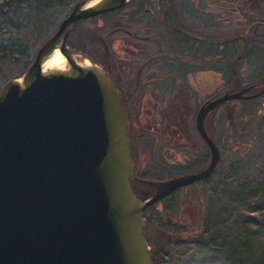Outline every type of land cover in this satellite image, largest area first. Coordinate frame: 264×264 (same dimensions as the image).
<instances>
[{"label":"water","instance_id":"obj_1","mask_svg":"<svg viewBox=\"0 0 264 264\" xmlns=\"http://www.w3.org/2000/svg\"><path fill=\"white\" fill-rule=\"evenodd\" d=\"M131 0H79L25 72L0 91V264H172L174 239L153 250L144 211L179 187L211 176L220 149L205 130L217 107L250 99L255 85L207 100L197 128L212 151L207 168L155 181L141 199L134 174L131 114L122 88L95 60L68 45L81 20ZM63 67H47L56 50ZM155 256H159L156 259Z\"/></svg>","mask_w":264,"mask_h":264},{"label":"flooded vegetation","instance_id":"obj_2","mask_svg":"<svg viewBox=\"0 0 264 264\" xmlns=\"http://www.w3.org/2000/svg\"><path fill=\"white\" fill-rule=\"evenodd\" d=\"M103 15L111 20L108 31L98 35L103 52L88 56L110 74L127 99L133 190L136 193L137 188L144 187L155 191V187L137 181L141 177L162 181L204 170L211 162L212 151L197 128L201 106L228 91L255 85L246 93L251 95L264 88V82H256L264 80V70H255L261 73L253 83L249 78L254 70L247 68L264 64V0H131L121 8L83 21ZM203 73L218 74L223 86L196 104L195 78ZM263 96L228 100L209 114L205 130L215 138L220 160L211 176L181 186L157 202L163 203L166 213L176 212L175 198L180 191L209 187L227 161L229 166L221 141L237 120V129L244 131L242 101ZM222 113L229 121L224 129L219 123ZM146 140L153 144L157 157L140 169L137 156L142 151L140 144ZM148 209L144 211L145 226L152 215ZM162 224L170 232L168 237L174 239V254L179 242L197 236L183 237L189 228L184 222L166 220ZM159 245L151 248L156 250Z\"/></svg>","mask_w":264,"mask_h":264},{"label":"trees","instance_id":"obj_3","mask_svg":"<svg viewBox=\"0 0 264 264\" xmlns=\"http://www.w3.org/2000/svg\"><path fill=\"white\" fill-rule=\"evenodd\" d=\"M78 1L4 0L0 3V91L3 85L10 79L6 73L8 72L6 68L11 69L15 66L13 69L17 70V72L14 76L23 73L34 59L38 44L42 43L41 40L50 32L52 26H56L60 10L65 8L69 13ZM80 23L81 21L72 29L69 40ZM58 26L57 24L55 29ZM247 68L254 70L249 78L254 83L256 81L255 78L259 77L261 73L255 70H264V64L257 67L247 66ZM256 82L263 83L264 80ZM260 98L242 101L245 107L244 114L242 115L245 124L247 122L250 123L251 120V117L245 119L247 111L250 114L249 116L260 112L258 102ZM226 122L229 121L225 113H222L219 118L220 127L224 129ZM237 122H235L233 129H230L232 127L229 126L228 135L224 139V147L229 148V154H231L229 155L231 157V169L237 167L240 171L244 167L246 168L245 157H241V150L235 153L233 151L230 152L234 146L232 143L241 138V132L237 129ZM260 123L261 127L258 130L260 133V148H258L256 143L254 146L247 145L246 151L251 157V160L247 162V170L251 167L256 172L255 178H259L257 173H262L263 175L261 174L259 179L261 184L264 185V116H262ZM251 180L253 181V179L247 176L246 182H251ZM218 187L217 191H212L214 192V196L210 198H213V200L215 198L219 205L221 204L223 207L228 206L231 210L225 215V209L222 213V210H219V208L208 209L206 215L209 220V217L217 213L213 222L215 225L216 222L217 225L220 224V237L222 236L223 239L217 242V237L213 235L209 226L206 225L196 237L193 236L184 242H179L181 245L182 243L187 244V250L182 255V252L180 254L177 253V249L172 264H203V262L204 264H257L260 261L259 252L264 251V219L261 220L254 216L248 217L244 214L247 210H251L252 212L257 210L259 207L256 206L257 201L252 202V199H256L257 196L253 194L252 188L247 187L244 183H239L235 186L233 182L228 181ZM136 193L141 199L148 197L147 193L144 195L139 194L137 191ZM236 201L244 203L245 206H241ZM212 203L214 202L212 201ZM152 207H149L147 211H151ZM221 214L225 215V217H221ZM248 226L255 227L249 229ZM255 240L257 241V246L255 245ZM193 248H195V251L191 253ZM179 258H182L181 262Z\"/></svg>","mask_w":264,"mask_h":264},{"label":"rangeland","instance_id":"obj_4","mask_svg":"<svg viewBox=\"0 0 264 264\" xmlns=\"http://www.w3.org/2000/svg\"><path fill=\"white\" fill-rule=\"evenodd\" d=\"M2 1L4 0H0V3ZM67 13L68 11L65 8H62L60 10L57 20L58 25L67 15ZM110 25H111V20L109 15L99 16L95 19L85 20L83 22L81 20V23L78 25L75 32L70 36V40L68 38V45L73 50V52L78 54H84L86 56H88L89 54L93 56L96 53L101 54L103 52V49L99 46L98 35L108 31ZM56 26L54 27L52 26L50 32H48L46 37L44 36V38L42 37L43 39L41 38L42 43L54 33V31L56 30L55 29ZM42 43L38 44V48ZM100 49L102 50L100 51ZM61 67L63 66L61 65ZM13 68L11 69L6 68V71H8L6 73L8 74V77H10V79L13 78L14 74L16 75L17 72V70H14ZM25 71L26 69L24 70V72ZM195 81L198 90V93L196 92V95L194 97L196 104L204 100L208 95L210 96L212 93H216L220 91L223 86V80L221 76L213 73L197 74ZM258 102H259L260 112L259 113L256 112L252 116H249L250 114L248 111L246 112L245 119L251 117L250 123L247 122L243 126L244 131L241 132V138H238V140H235L234 143H232L234 144V146L232 150H230V152L233 151V153L241 150V157H245L246 168L245 167L243 169L240 168L241 169L240 171L238 170L239 168L237 167L235 169H231L232 164H230L229 167L228 166L229 162L227 161V164L215 175V178H213L212 181L208 184L209 187L207 185H204L202 189L193 188V187H188L183 189L175 198L177 200V210L174 214L166 213L163 208L164 207L163 203L161 202L153 205L152 210L147 211V212H151L153 216L150 218L151 220H148L149 222H147V225L144 228V235L151 247L158 246L161 242L165 241L169 236L168 233L170 232L167 229H165L164 227L165 225L162 224V222H165L166 220H172V221L177 220L178 222H184L185 224H187L188 225L187 227H189L188 233H186L183 237L198 235L203 229V227H206V225H208L210 231L213 233L214 236L217 237V242H220L223 239L222 236L220 237V229H219L220 224L217 225L216 222L215 225V223L213 222L215 219L214 217L217 215V213L212 215V217H209V220L206 214L208 213V209L210 210V209L219 208V210H222L221 213L225 209L224 211L225 215H227L228 212L231 210L228 208V206L223 207V205L221 204L220 206L218 201L215 200V198L214 200L213 198H210L213 197L214 196L213 193L219 189L218 186H220L221 184L223 185L224 182H228V181L233 182L235 186H237L239 183L242 184L244 183L245 185H247V187L252 188L253 194L257 196L256 199H252V202L257 201L256 206L259 207L254 212H252L251 210L250 211L247 210L244 212V214L248 217L254 216L261 220L264 219V185L261 184V181L259 179L262 173L261 174L257 173V176H259V178H255L254 175L256 176V172H254L251 167H249V169L247 170L248 168L247 162L251 160V157L250 154L246 151L248 147L247 145L254 146L255 143L258 146V148H260V142H259L260 133L258 130H260L261 127V123H260L261 118L262 116H264V97L260 98ZM244 108L245 107L243 106V109ZM186 115L188 119L190 113L187 111ZM158 141L159 140H157L156 142L157 144ZM144 142L145 143L140 144L142 147V151L139 150L140 153L137 156L139 157L138 160L140 161L139 164L140 169H142L144 166L146 167V163L150 162L153 157H157L156 151H154L151 148V145L153 144H150L149 140H146ZM223 142L224 141H221V144ZM228 149L229 148L225 147L224 157H228V160H230L231 157L229 155L231 154H229ZM259 167H260V162H259ZM144 170L145 169H143L142 171ZM247 176L250 177V179H253V181L251 180V182L247 183L246 182ZM137 192L141 195L147 193L148 197H150L154 193V191H152L151 189H146L144 187L137 188ZM212 201L214 203H212ZM236 202L239 203L241 206H245L244 203L240 201H236ZM225 215L221 214V217L222 216L225 217ZM254 227L255 226H250V227L248 226L249 229H253ZM254 242L255 245L257 246V241L255 240ZM184 244L182 243V245L180 244L176 247V250L178 249L177 250L178 254L182 252L183 253L182 255H184L185 251L187 250V244L185 245ZM194 251L195 248L192 249L191 253H193ZM259 257H260V261L257 264H264V251L259 252ZM179 261L181 262L182 258H179Z\"/></svg>","mask_w":264,"mask_h":264},{"label":"bare ground","instance_id":"obj_5","mask_svg":"<svg viewBox=\"0 0 264 264\" xmlns=\"http://www.w3.org/2000/svg\"><path fill=\"white\" fill-rule=\"evenodd\" d=\"M66 63V58L64 55L61 53L60 50H56L53 54V56L50 58V60L46 63L47 67H52V66H64Z\"/></svg>","mask_w":264,"mask_h":264}]
</instances>
